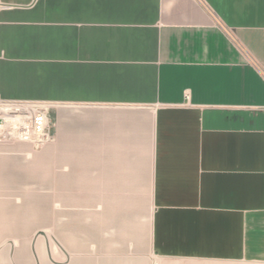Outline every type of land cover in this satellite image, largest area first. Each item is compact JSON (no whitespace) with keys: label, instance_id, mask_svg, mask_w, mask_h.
I'll use <instances>...</instances> for the list:
<instances>
[{"label":"crops","instance_id":"crops-1","mask_svg":"<svg viewBox=\"0 0 264 264\" xmlns=\"http://www.w3.org/2000/svg\"><path fill=\"white\" fill-rule=\"evenodd\" d=\"M0 264H264V0H0Z\"/></svg>","mask_w":264,"mask_h":264},{"label":"built area","instance_id":"built-area-1","mask_svg":"<svg viewBox=\"0 0 264 264\" xmlns=\"http://www.w3.org/2000/svg\"><path fill=\"white\" fill-rule=\"evenodd\" d=\"M51 126L46 105L0 100V141H25L39 148L52 139Z\"/></svg>","mask_w":264,"mask_h":264}]
</instances>
